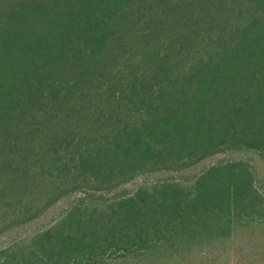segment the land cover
Returning a JSON list of instances; mask_svg holds the SVG:
<instances>
[{
  "label": "trees",
  "instance_id": "trees-1",
  "mask_svg": "<svg viewBox=\"0 0 264 264\" xmlns=\"http://www.w3.org/2000/svg\"><path fill=\"white\" fill-rule=\"evenodd\" d=\"M0 264H264V0H0Z\"/></svg>",
  "mask_w": 264,
  "mask_h": 264
},
{
  "label": "rangeland",
  "instance_id": "rangeland-1",
  "mask_svg": "<svg viewBox=\"0 0 264 264\" xmlns=\"http://www.w3.org/2000/svg\"><path fill=\"white\" fill-rule=\"evenodd\" d=\"M237 158H240L239 156H228L227 154L225 153H221L217 156H215L214 158L208 160L206 162V165L207 164H210V163H215V162H220V161H225V160H228V159H237ZM256 162H257V165L258 167L260 168L261 167V161L259 159L258 156H256ZM51 215H54V210L52 211ZM51 217V216H50ZM45 219H48V218H45ZM34 227V226H33ZM33 227H31L30 229H32Z\"/></svg>",
  "mask_w": 264,
  "mask_h": 264
}]
</instances>
